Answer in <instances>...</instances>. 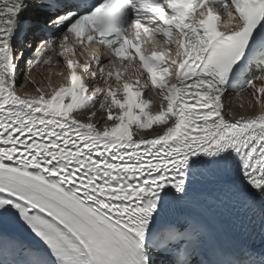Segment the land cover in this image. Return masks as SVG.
Instances as JSON below:
<instances>
[{"label":"snow or ice","instance_id":"snow-or-ice-1","mask_svg":"<svg viewBox=\"0 0 264 264\" xmlns=\"http://www.w3.org/2000/svg\"><path fill=\"white\" fill-rule=\"evenodd\" d=\"M226 229L264 239V0H0V264H264Z\"/></svg>","mask_w":264,"mask_h":264},{"label":"rangeland","instance_id":"rangeland-1","mask_svg":"<svg viewBox=\"0 0 264 264\" xmlns=\"http://www.w3.org/2000/svg\"><path fill=\"white\" fill-rule=\"evenodd\" d=\"M61 72V70L57 67H39L36 68L32 73L29 74L30 79L34 80L36 82V86H39L41 88H44L45 90H49L47 85L48 82L51 81L53 86L57 84L58 81L62 80L63 78L58 75V73ZM57 80V81H56ZM29 86V87H28ZM29 91L31 94L35 93V88L33 85L30 86V84H27L23 90Z\"/></svg>","mask_w":264,"mask_h":264},{"label":"bare ground","instance_id":"bare-ground-1","mask_svg":"<svg viewBox=\"0 0 264 264\" xmlns=\"http://www.w3.org/2000/svg\"><path fill=\"white\" fill-rule=\"evenodd\" d=\"M55 67H57V68H59L61 71H63V68H62L61 66H55ZM56 81H57V80H56ZM61 83H62V82H61ZM61 83H58L56 86H58V85L61 84ZM30 86H31V84H30ZM28 87H29V86H28ZM25 90H26V89H25ZM28 92H29V91H28ZM251 99H252V98L249 97V96H247V94H241L240 97H232V98H229L228 101H227V103H228L229 105H233V111H234V112H236V113H238V114L249 115V113H247V112L240 113V110H239L238 108H235L234 105H235L236 103H239L241 100L244 101V102H247V101H249V100H251Z\"/></svg>","mask_w":264,"mask_h":264}]
</instances>
